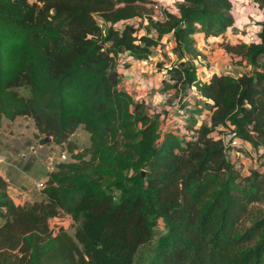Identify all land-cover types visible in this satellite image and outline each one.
<instances>
[{
    "label": "trees",
    "instance_id": "obj_1",
    "mask_svg": "<svg viewBox=\"0 0 264 264\" xmlns=\"http://www.w3.org/2000/svg\"><path fill=\"white\" fill-rule=\"evenodd\" d=\"M235 1L180 0L154 19L151 0H0V123L31 118L42 144L73 158L30 205H16L0 176V264H133L159 220L166 235L150 264H264V217L241 224L264 204V173L242 177L222 144L232 136L264 151V22L257 42L227 48L248 63L241 74L200 78L193 63L198 39L233 26ZM167 47L175 95L194 87L206 110L187 136L160 128L113 76L121 57L143 62ZM79 128L90 146L74 154ZM60 212L72 235L50 226Z\"/></svg>",
    "mask_w": 264,
    "mask_h": 264
},
{
    "label": "rangeland",
    "instance_id": "obj_2",
    "mask_svg": "<svg viewBox=\"0 0 264 264\" xmlns=\"http://www.w3.org/2000/svg\"><path fill=\"white\" fill-rule=\"evenodd\" d=\"M144 7L148 16L163 19L164 11L156 12L151 8V4L149 3L145 4ZM233 7V15H235L233 26L225 34L208 39L204 53L198 50L201 53V59L204 60V62L199 63L198 66L199 77H203L205 66L209 68L208 57L218 58L213 62L216 63L221 60V64L226 67L223 68V70L225 69L224 72H231L235 75H239L242 71H246L249 68L248 63L244 59L229 54L227 48L230 46L249 45L257 42L256 35L260 28L259 24L264 22V9L254 4L253 0H236ZM142 22L144 23V20H141V23L135 22L141 34L144 32ZM153 56V58H156V60L154 59V63L157 65V72L166 73L167 68L165 69L162 67L163 65H169L168 67L178 65V60L175 61V56H173L174 59L170 64L171 58H169L167 51L161 52V48L155 51ZM124 64V66L127 65V63ZM151 66L154 65L151 64ZM162 87L163 88H160L159 91L164 94L168 93L170 98L165 99L163 105L159 102L150 105V115H163V117L159 119L160 128L164 129L166 127L170 130L179 132L181 135L187 136L186 130L193 125V121L196 119H205L206 110L204 109V104H202L199 99H194L195 90L193 88L187 98H183L185 97L183 96V92L175 95L173 88H179V86H176L173 80H169L168 76H165V80L162 81ZM17 91L21 96L28 97V91L26 89L21 88ZM184 103L189 106L186 107L185 110L178 112L181 105ZM160 106L168 107L173 111L169 117L171 121L173 119V124L169 125V122L165 123L168 114L161 110ZM193 112H195V114H193ZM36 135L37 131L34 128L31 118L18 117L13 121L4 120L3 122L2 120L0 123V174L4 176L3 179H7L6 182L10 188L11 199L16 205L25 206L43 200V191L35 190L34 183L47 180L49 174L55 172L59 164L73 161V158L67 151L66 145L56 146L52 142H45V144H42L41 140L43 136L37 137ZM222 138H227V136H223ZM68 141L75 148L74 154L82 152L90 146L89 136L82 128L77 129L76 132L69 137ZM247 148L251 154L241 152L243 154L242 156L241 154L236 156L235 153L238 150L232 148L228 155V159L234 163L237 171H239L242 177H246L255 169H259L264 173V155L262 152L259 153L255 151L248 143ZM254 153L256 154L254 155ZM62 155L65 156L64 160L62 159ZM85 159L87 160L88 156ZM102 182H104V180ZM249 212L250 213H248L241 222L243 229L247 228L252 221H255L259 217H264V204H252L249 208ZM58 225L64 227L70 235L73 234L74 226H72V222L65 217L55 219L51 226L56 227ZM164 235H166V230L162 221L159 220L152 239L137 250L133 264H150L156 248ZM242 251L243 249L239 248L236 253Z\"/></svg>",
    "mask_w": 264,
    "mask_h": 264
},
{
    "label": "crops",
    "instance_id": "obj_3",
    "mask_svg": "<svg viewBox=\"0 0 264 264\" xmlns=\"http://www.w3.org/2000/svg\"><path fill=\"white\" fill-rule=\"evenodd\" d=\"M168 6H171V5L168 4ZM167 11H170V8H168ZM234 18H235V15H234ZM207 42L208 41H204L201 38L198 39L197 45H196L197 51L199 50L202 53H204V50L207 47ZM165 51H167L169 58H171L169 62L171 64L174 57L169 52L168 47L162 50L161 52H165ZM153 55L149 60L143 61V62L134 61L126 56L121 57L113 73V76L117 77V80H118L117 89L129 94L133 98L134 102L144 104L149 113H151L149 109L150 105L155 104L156 102H159L161 105H163L165 103V99L170 98V95L169 97L166 94L162 95L163 93L159 91L160 88H163L162 81L165 79V74L157 72L158 68H156L157 65L154 63L155 62L154 59L156 60V58H153L154 57ZM217 59L218 58H214V57L207 58V60H209L208 61L209 68L205 66L202 76H206L212 72H216V73L224 72L225 69L223 70V68H226V67H224V65L221 64L222 63L221 60L216 63L213 62V61H216ZM124 63H127V66H123ZM151 64L154 66H151ZM168 66L169 65H163L164 68H169ZM188 106L189 105H187V107ZM160 109L167 112L168 114V116H166L165 123L169 122V125L173 124L172 122L173 119L172 121L171 119H169L170 114L173 111H171L168 107H162V106H160ZM173 109H176V108H173ZM185 109L180 108L178 112L185 110ZM161 117H163V115ZM4 120L5 119H3V122ZM0 176L4 178V176H2L1 174ZM5 181H7V179ZM9 190L10 188L8 187V195L11 197Z\"/></svg>",
    "mask_w": 264,
    "mask_h": 264
},
{
    "label": "built area",
    "instance_id": "obj_4",
    "mask_svg": "<svg viewBox=\"0 0 264 264\" xmlns=\"http://www.w3.org/2000/svg\"><path fill=\"white\" fill-rule=\"evenodd\" d=\"M151 1H152L151 2V8L153 10H155L156 12L157 11L160 12V11H164V10L167 11L168 8H170V11L173 12V13H176L177 12V9L175 8L174 5L176 3H178L179 0H151ZM168 4L171 5V6H168ZM153 18L154 19H157V17H153ZM202 62H204V61H203V59H201V55H198L193 60L194 65H197V66H199V63H202ZM192 88L194 89V87H192ZM222 144H223L224 150L227 153V155H229L230 150H232V148H236L238 150L235 153L236 156H239V154H241V156H242L243 154L241 152H245V153L251 154L250 151H249V149L247 148V143L246 142H242L239 139L234 138L232 136H227V138H222ZM241 147H242V150H241ZM260 150H258V152L259 153L262 152V154L264 155V151L263 150L260 151ZM255 154L256 153H254V155ZM251 156H253V155H251ZM62 159L63 160L65 159V156L64 155H62ZM45 187H46V180L45 181H42V182H35L34 183V188L37 191H43V189H45ZM61 217H65L66 219H68L71 222V217L69 215L64 214L63 212H60L55 219H57V218L59 219ZM55 219H53L50 222V226L53 224V222L55 221Z\"/></svg>",
    "mask_w": 264,
    "mask_h": 264
},
{
    "label": "water",
    "instance_id": "obj_5",
    "mask_svg": "<svg viewBox=\"0 0 264 264\" xmlns=\"http://www.w3.org/2000/svg\"><path fill=\"white\" fill-rule=\"evenodd\" d=\"M109 45V44H108ZM45 142H51V138H45ZM144 175V172H142V176Z\"/></svg>",
    "mask_w": 264,
    "mask_h": 264
},
{
    "label": "clouds",
    "instance_id": "obj_6",
    "mask_svg": "<svg viewBox=\"0 0 264 264\" xmlns=\"http://www.w3.org/2000/svg\"><path fill=\"white\" fill-rule=\"evenodd\" d=\"M260 150V149H259Z\"/></svg>",
    "mask_w": 264,
    "mask_h": 264
}]
</instances>
